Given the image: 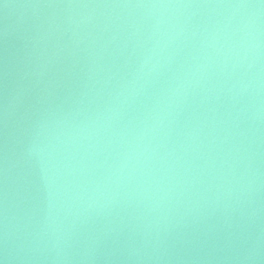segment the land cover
<instances>
[{"label": "water", "instance_id": "95a60500", "mask_svg": "<svg viewBox=\"0 0 264 264\" xmlns=\"http://www.w3.org/2000/svg\"><path fill=\"white\" fill-rule=\"evenodd\" d=\"M0 264H264V0H0Z\"/></svg>", "mask_w": 264, "mask_h": 264}]
</instances>
